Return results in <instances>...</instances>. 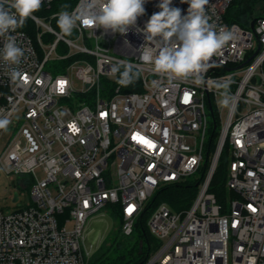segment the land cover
Returning <instances> with one entry per match:
<instances>
[{
    "label": "built area",
    "instance_id": "2783aa9c",
    "mask_svg": "<svg viewBox=\"0 0 264 264\" xmlns=\"http://www.w3.org/2000/svg\"><path fill=\"white\" fill-rule=\"evenodd\" d=\"M57 1L43 0L41 9ZM159 2L147 0L145 14L125 34L78 26L69 37L35 14L36 36L24 26L10 33L24 57L12 66L21 73L15 82L0 60V121H8L0 140L20 120L0 150V170L20 177L33 202L0 211V264H89L86 236L101 244L114 225L104 208L118 214L131 236L161 188L199 173L188 208L160 203L153 210L147 225L160 246L144 264H264V10L254 28H244L226 20L233 0H209L210 22L236 38L209 60L202 82H169L139 58L151 42L138 29L160 11ZM171 6L182 15L189 7L182 0ZM45 35L54 41L45 43ZM4 43L0 37V49ZM61 44L65 55L58 53ZM120 61L140 69V91L117 84L119 73L111 69ZM53 64H61L60 73L47 70ZM225 79L234 101L220 107L215 83ZM87 94L88 102L82 100ZM216 118L219 137L208 155ZM225 149L229 196L219 200L211 185Z\"/></svg>",
    "mask_w": 264,
    "mask_h": 264
},
{
    "label": "clouds",
    "instance_id": "9594fccd",
    "mask_svg": "<svg viewBox=\"0 0 264 264\" xmlns=\"http://www.w3.org/2000/svg\"><path fill=\"white\" fill-rule=\"evenodd\" d=\"M147 0H80L76 9L67 11L68 5L62 6L57 14V26L65 36H71L78 26L103 28L105 31L125 34L129 27L135 26L137 19L145 14ZM189 5L187 14L181 9L172 7V0H160L159 12L151 15L143 29L146 41L139 50V58L149 63L153 71L167 77L169 82L195 78L203 81L209 60L236 37L226 27H217L210 22L205 6L209 0H182ZM43 0H0V37L5 43L0 49V60L10 68V76L15 82L21 73L16 67L24 57V50L17 43L15 36L10 35L22 28L27 19L38 12ZM122 69V71H121ZM111 71L119 73L117 84L128 87L140 79L141 71L127 61H120ZM230 81L225 79L215 83V89L221 99L220 107H229L234 101L230 96ZM222 90V91H221ZM7 120L0 121V128L5 127Z\"/></svg>",
    "mask_w": 264,
    "mask_h": 264
},
{
    "label": "rangeland",
    "instance_id": "374dc122",
    "mask_svg": "<svg viewBox=\"0 0 264 264\" xmlns=\"http://www.w3.org/2000/svg\"><path fill=\"white\" fill-rule=\"evenodd\" d=\"M250 4L252 7L253 14L251 15V19L249 22L253 21L259 15H261L264 10L263 8L264 6L261 0H254L253 2H250ZM60 11L61 9H51L48 11H43L42 9H40L38 12L34 14L39 17H42L43 19H45L47 23H51L54 26V28L60 31V29L57 26V19H51L53 15L59 13ZM24 26L26 28H29L36 36L38 30L36 25L30 20V18L26 20ZM43 31L44 29L41 30L42 33ZM73 35L75 34L72 33L71 36ZM54 39H55L54 37H50L48 35H45L43 37V40L47 44H51L54 41ZM58 53L60 55H65L67 53V48L65 47V45L61 44L59 46ZM61 67H62L61 64H53L52 67L48 66L47 70L53 74H58L61 71ZM75 87L80 90L83 88V85L79 82H76ZM19 120H20V115L17 116L15 119H13L8 125V127L5 129L2 138L0 140V150H2L7 145L9 140L15 134ZM209 121L212 124L211 116H209ZM210 134L211 133L209 132V136ZM36 174L38 179L40 180L43 179L44 174L42 169L37 170ZM199 177H200V173L197 174V176L189 177L188 180L189 182L195 184L197 183V179ZM21 180L22 179L20 177H16V176L8 177L3 170H0V211L9 214L17 210L27 208L32 204L33 201L31 197V189L30 187L24 188L23 185L21 184ZM16 194H18L19 196V200L17 202L14 201ZM228 196L229 194L226 193L225 197L228 198ZM101 212L112 216L115 219L114 225L112 229L107 233L101 244L99 239L96 240L92 233H88V235L86 236L84 247L90 256L88 260L89 264H99L102 261H106V262L113 261L118 256L127 254L129 249H131L134 245H136V242L138 240V233H137L138 228L131 236L125 235L122 229V222L119 219L118 214L111 207H106ZM67 227L68 229H72L73 224L72 223L68 224ZM90 234L92 237L90 236Z\"/></svg>",
    "mask_w": 264,
    "mask_h": 264
},
{
    "label": "trees",
    "instance_id": "16d2710c",
    "mask_svg": "<svg viewBox=\"0 0 264 264\" xmlns=\"http://www.w3.org/2000/svg\"><path fill=\"white\" fill-rule=\"evenodd\" d=\"M254 0H233L227 15L226 20L229 23H237L244 28H248L251 26L252 22L256 20V18L249 22L251 19L252 7L250 2ZM77 0H59L54 3L51 9H61L62 6L68 5L67 11L73 9ZM25 30L29 31V33L33 34V32L23 27ZM138 80L128 86V91H140L138 87H135V84ZM91 99V94H87L82 96V100L89 101ZM216 128L214 126L211 127V135L207 145V152L208 155L215 150L217 145V139L219 137L220 132V123L216 118L215 121ZM226 158H227V149H225L224 153L222 154L219 162L218 169L214 176L211 191L216 194L219 200H222L223 195H225V181L227 175V165H226ZM197 183L193 184L189 181L182 183V184H175L171 186H167L161 188L153 199L148 203L144 212L140 216V218L136 221L133 233L138 228V240L136 245H134L131 249H129L127 254H123L118 256L113 261H102L99 264H144L149 259L150 255L156 251L159 246L160 242L155 239L150 231L148 226L146 225L153 210L160 204V203H167L171 208L176 211H180L183 209L188 208L196 193H197Z\"/></svg>",
    "mask_w": 264,
    "mask_h": 264
},
{
    "label": "water",
    "instance_id": "95a60500",
    "mask_svg": "<svg viewBox=\"0 0 264 264\" xmlns=\"http://www.w3.org/2000/svg\"><path fill=\"white\" fill-rule=\"evenodd\" d=\"M254 25H255V21L252 22V28H254ZM214 128H216V126ZM14 201H17V194L15 195Z\"/></svg>",
    "mask_w": 264,
    "mask_h": 264
},
{
    "label": "snow or ice",
    "instance_id": "6c2138e0",
    "mask_svg": "<svg viewBox=\"0 0 264 264\" xmlns=\"http://www.w3.org/2000/svg\"><path fill=\"white\" fill-rule=\"evenodd\" d=\"M140 139H141V140H144V138H142V137H141ZM144 142H145V143H149V142H148V141H146V140H145Z\"/></svg>",
    "mask_w": 264,
    "mask_h": 264
}]
</instances>
